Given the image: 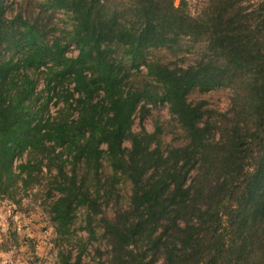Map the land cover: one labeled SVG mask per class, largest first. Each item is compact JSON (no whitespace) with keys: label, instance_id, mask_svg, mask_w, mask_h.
I'll return each instance as SVG.
<instances>
[{"label":"trees","instance_id":"1","mask_svg":"<svg viewBox=\"0 0 264 264\" xmlns=\"http://www.w3.org/2000/svg\"><path fill=\"white\" fill-rule=\"evenodd\" d=\"M186 6L0 0V199L48 177L58 264H264V0Z\"/></svg>","mask_w":264,"mask_h":264},{"label":"rangeland","instance_id":"2","mask_svg":"<svg viewBox=\"0 0 264 264\" xmlns=\"http://www.w3.org/2000/svg\"><path fill=\"white\" fill-rule=\"evenodd\" d=\"M185 1L188 5L187 10L194 12L197 0ZM179 2L180 0H175L176 5ZM56 14L61 17L60 13ZM76 55L77 51L73 48L68 53L69 57ZM185 58L191 56L186 55ZM40 87L41 85L39 89ZM210 95L213 96L211 100L221 110L227 109L230 92L219 90ZM54 112L55 108L51 106L50 113L54 114ZM162 114L167 115L166 108L162 110ZM141 127L151 133L153 131L151 118L142 121L136 118L133 131L139 132ZM47 182L48 177L44 176L38 184L19 191L14 201L0 199V264H58L59 247L56 244V233L44 212L47 202ZM88 260L89 257L85 258V262Z\"/></svg>","mask_w":264,"mask_h":264}]
</instances>
